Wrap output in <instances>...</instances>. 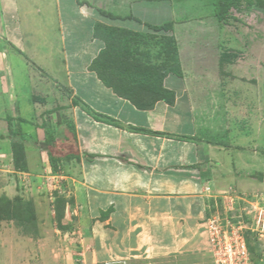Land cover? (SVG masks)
I'll return each mask as SVG.
<instances>
[{"label":"rangeland","instance_id":"rangeland-1","mask_svg":"<svg viewBox=\"0 0 264 264\" xmlns=\"http://www.w3.org/2000/svg\"><path fill=\"white\" fill-rule=\"evenodd\" d=\"M90 2L97 17L101 9L122 17L135 15L148 23L174 22L179 48L176 58L151 43L143 47L146 54L127 61L134 74L154 68L163 75L165 68L179 67L182 77L168 73L163 78V87L174 95L170 101L155 92L127 89V83L115 78L116 88L97 93L122 98L138 110L153 109L160 103V109L166 105L173 112L191 114L188 123L199 138L219 150L214 155L217 159L210 161L219 171L203 185V203L194 217L201 215L194 219V226L187 223L186 232L172 234L171 246L146 247L119 258L112 254L115 249L111 246H100V232L111 227L107 225L111 209L93 210L84 192L77 190L82 188L77 162L67 171L64 163L59 162L56 171L46 163L42 173L31 157L33 149H26L24 133L27 169L20 170L22 162L14 160L9 123L3 119L7 125H0V264H216L220 245L212 240L218 242V231L231 234L238 226L241 230L246 226L242 236L248 241L247 235L253 237L255 229V212L264 206V10L244 4L240 10H232L227 21H219L209 0ZM113 21L126 25L128 20ZM126 26L152 32L136 21ZM103 45L100 52L106 47ZM108 47L107 61L97 67L109 77V70L122 71L123 67L117 66L121 59L113 46ZM52 81L55 89L46 95L51 97L50 107L62 97H79L64 80ZM5 107L3 102L0 116ZM86 108L91 109L87 104ZM60 111L43 114V120L37 121L51 126L59 120ZM11 125V130L19 131L18 122ZM43 129L46 134L47 128ZM31 142L34 148H46L41 137Z\"/></svg>","mask_w":264,"mask_h":264},{"label":"crops","instance_id":"crops-1","mask_svg":"<svg viewBox=\"0 0 264 264\" xmlns=\"http://www.w3.org/2000/svg\"><path fill=\"white\" fill-rule=\"evenodd\" d=\"M90 3L0 0V106L6 105L0 125L6 126L3 119L8 117L14 123L19 119L28 122H18L19 129L43 173L46 163L50 164L46 148L31 146L33 138L41 137L43 143L46 139L45 122L37 120L62 110L59 120L50 121L51 126L61 132L60 139L68 137L65 148L77 149L81 162L64 158L61 163L67 171L77 162L82 172V188L77 190L84 192L93 210L111 209L107 218L111 227L100 232V246L108 248L107 244L115 249L112 254L125 258L133 250L171 246L172 234L186 232L187 223L195 225L194 219L201 215L194 217L203 203V185L219 171L210 162L217 159L214 155L219 150L199 138L188 123L189 113L173 112L166 105L160 109V103L153 109L138 110L122 98L100 95L108 87L89 69L104 46L93 35L95 23L138 30L126 26L131 20L120 25L100 14L95 16ZM52 78L64 80L83 104L119 126L97 121L81 106H73L74 97L58 98L56 106L50 107L51 97L46 95L55 89ZM66 121L75 125L77 145ZM86 155L99 157L89 162Z\"/></svg>","mask_w":264,"mask_h":264},{"label":"trees","instance_id":"trees-1","mask_svg":"<svg viewBox=\"0 0 264 264\" xmlns=\"http://www.w3.org/2000/svg\"><path fill=\"white\" fill-rule=\"evenodd\" d=\"M179 1V0H177ZM83 3V2H82ZM210 5L213 8L214 16L219 21H227L231 16L232 10H240L241 7L246 4L247 7L252 8L255 7L257 9L264 10V0H209ZM99 14L108 18L110 20H132L136 21L140 24L145 25L149 30L152 32H142V31H134L128 28L119 27V26H111L104 24L102 22H96L94 25V37L96 39L101 40L103 43L106 44V47L99 52L98 56L92 61L89 69L95 72L99 79L103 82L105 86L108 88H116L117 85H113L112 81L115 78V81L121 80L123 83H127V89H144V91H151L160 94V96H164L165 100L170 101V98L173 97V93L168 91L166 88L163 87V78L168 73H173L179 77L183 76L182 70L179 67L169 66V68L164 69L163 75L155 70L154 68L144 69L143 73L137 72L134 74L129 67V61L131 58L140 57L146 52L144 51V45H155L159 48L160 52L165 53L166 56L171 55L172 57L176 58L178 55V44L177 40L173 34L174 32V22L173 21H166L162 24H153L148 22H143L141 19L134 15H127V16H117L112 12H107L105 10H97ZM164 32V35H159V33ZM170 33H172L170 35ZM108 45H112L116 56H119L121 59L118 63V67H123L122 71L119 69H111L109 70L110 76H107V72L103 75L102 70L97 67V65L104 63L107 61L109 52L107 53V49L109 48ZM112 49V50H113ZM107 55V56H106ZM106 56V57H104ZM107 68V67H105ZM102 75V76H101ZM101 76V77H100ZM128 96V95H127ZM75 106L83 105V110L87 112L90 116H92L95 120L100 122H105L107 124L119 126V124L109 118L107 116H100L93 112L90 108H86L79 98H75L73 101ZM50 113V112H49ZM13 119L11 117L7 118V122L9 123V128L12 138V149L14 154V160L16 163L22 162L18 166L20 170H26L27 166L24 163V134L19 129V131H13L11 122ZM19 123H28L25 120L19 119ZM49 123H44L43 128L46 129V151L48 155V159L54 171L57 170V165L61 162L64 158H76L80 159V154L78 153L77 149L71 150L70 148L67 149L66 141L68 137L64 136L60 139V134L55 127L49 126ZM67 127L73 137L75 144L77 145V137H76V128L72 122L66 121ZM51 125V124H50ZM135 130L139 132H143L145 130L141 128H136ZM153 134H159L157 132H152ZM89 162H93V160L99 156L97 155H86ZM17 166V164H16ZM251 234V233H250ZM249 249L253 253V255H257L258 253V246L255 243V239L251 235H247Z\"/></svg>","mask_w":264,"mask_h":264},{"label":"built area","instance_id":"built-area-1","mask_svg":"<svg viewBox=\"0 0 264 264\" xmlns=\"http://www.w3.org/2000/svg\"><path fill=\"white\" fill-rule=\"evenodd\" d=\"M255 215L253 238L258 246L257 255H253L248 241L242 236L246 226L242 230L238 226L229 232L231 234L218 231V242L216 239L212 240L214 245H220L218 253H215L218 256L215 259L216 264H264V206L257 210Z\"/></svg>","mask_w":264,"mask_h":264}]
</instances>
